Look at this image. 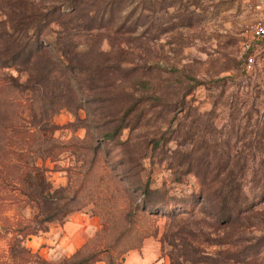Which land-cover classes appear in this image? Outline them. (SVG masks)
Returning a JSON list of instances; mask_svg holds the SVG:
<instances>
[{"label": "rangeland", "instance_id": "1", "mask_svg": "<svg viewBox=\"0 0 264 264\" xmlns=\"http://www.w3.org/2000/svg\"><path fill=\"white\" fill-rule=\"evenodd\" d=\"M81 2L98 27L77 79L88 67L105 66L93 89L71 92V106L52 111L35 103L30 90L0 80V264H13L8 229L17 218L40 228L24 238L26 246L63 263L68 255L56 257L51 241L42 242L41 252L34 242L49 230L57 236L77 212L94 218L93 235L108 226L121 236L111 251L117 259L150 231L141 244L159 248V264H171L168 252L184 236L211 254L232 251L236 259L228 264H264V197L254 174L264 156V49L251 65L241 49L255 2ZM69 6V0H0V26ZM49 29L44 34L52 39L56 23ZM0 77L24 83L28 73L8 65ZM26 163L38 169H30L23 185L13 174ZM197 168L214 184L228 168L236 171L246 200L256 203L252 214L231 223L212 216L199 200ZM146 182L158 191L146 195ZM145 197L161 200L158 213L135 210ZM126 210L137 213L135 223ZM49 215L54 218L45 220ZM180 226L184 232L174 236ZM98 261L105 264L106 255L93 264Z\"/></svg>", "mask_w": 264, "mask_h": 264}, {"label": "trees", "instance_id": "2", "mask_svg": "<svg viewBox=\"0 0 264 264\" xmlns=\"http://www.w3.org/2000/svg\"><path fill=\"white\" fill-rule=\"evenodd\" d=\"M69 1V8L56 15L55 11H51V13L33 16L30 20L15 22L10 29L4 24L0 26V67L19 65L28 73L24 83H18L13 78L6 80L4 77H0V80L8 85L30 90L35 103H41L42 106L49 104L52 111L63 106L70 107L66 95L71 92L77 95L84 91V88L93 89L95 83L102 80L103 68H105L99 64L88 67L86 77L77 79L82 70V62H84L82 54L86 51L88 53L95 47L97 33L94 30L98 26L94 22V15L90 14L91 10L83 5L82 0ZM52 22L56 23L58 30L55 31V36L49 39V24ZM58 89L59 92H57ZM15 157L18 158L20 155H15ZM10 164L17 165V162L10 161ZM31 168L38 169L36 165L30 166L26 163L19 171H14L13 177L25 185V177L27 173L31 172ZM194 173L200 179L199 200H203L206 210L216 219H223V222L231 223L233 219H239L254 209L256 203L246 200L247 195L239 183L237 172L233 169L228 168L217 184L212 182L211 177L213 176L208 178V174L203 169L197 168ZM254 174L258 178L255 186L258 189L257 193L264 197V156H260L259 165L255 168ZM143 191L149 196L151 193L157 192L158 189L150 188L146 182ZM153 200L155 199H146L145 197L135 210L147 211L149 214L158 213L159 205L157 206V204L161 200ZM42 203L45 204L43 201ZM134 213L131 210L125 211V216L129 219L128 222L135 223L134 216L137 213ZM170 213L176 214L174 211ZM52 218L54 216L49 215L45 220ZM36 220L40 222L41 219L36 218ZM39 229L30 218H17L16 222L8 229L10 232L8 251L13 264H55L32 251L24 243L26 236L37 233ZM109 232L107 226L97 231L95 235L87 237L61 264H93L96 260L101 259L102 255H106L105 264H118L130 249L141 247L142 238L151 234L150 231L141 232L139 234L141 239L138 243L124 247L119 251L122 256L117 259L111 254V251L116 248L121 236H112ZM180 232H184L182 226L173 235L175 236L177 233L180 235ZM187 233L191 232L187 231ZM185 239L189 238L184 236L183 240ZM183 240L180 248L168 252L171 264H187L186 261H189L190 264H228L230 259H236L232 256L233 252L228 249L218 250L211 254L195 245L193 241ZM179 257H182V260Z\"/></svg>", "mask_w": 264, "mask_h": 264}, {"label": "crops", "instance_id": "3", "mask_svg": "<svg viewBox=\"0 0 264 264\" xmlns=\"http://www.w3.org/2000/svg\"><path fill=\"white\" fill-rule=\"evenodd\" d=\"M258 10V9H257ZM259 15V11L256 13ZM255 18V17H254ZM253 18V19H254ZM252 20V19H251ZM250 21V20H249ZM93 217L90 214L74 213L63 223V230L57 236L52 231H47V235H42L41 240H35L34 247L39 252L43 251V241H51L53 247L50 249L55 252L56 257L69 255L75 251L87 237L94 233ZM52 237H56L55 241ZM53 252V253H54ZM95 264H103L98 261ZM118 264H159V248L156 245L149 246L147 241H143L140 249H130L124 259Z\"/></svg>", "mask_w": 264, "mask_h": 264}, {"label": "built area", "instance_id": "4", "mask_svg": "<svg viewBox=\"0 0 264 264\" xmlns=\"http://www.w3.org/2000/svg\"><path fill=\"white\" fill-rule=\"evenodd\" d=\"M259 15L248 21L242 29L241 49L248 65L254 63L260 51L264 49V0H252Z\"/></svg>", "mask_w": 264, "mask_h": 264}]
</instances>
